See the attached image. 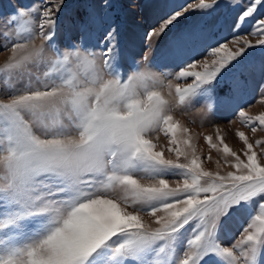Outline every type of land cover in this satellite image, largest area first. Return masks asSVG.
Returning a JSON list of instances; mask_svg holds the SVG:
<instances>
[{
    "label": "snow or ice",
    "instance_id": "obj_1",
    "mask_svg": "<svg viewBox=\"0 0 264 264\" xmlns=\"http://www.w3.org/2000/svg\"><path fill=\"white\" fill-rule=\"evenodd\" d=\"M221 3L162 0L142 52L122 42L111 0H84L79 39L63 46L65 0L12 8L0 24V264H264V110L249 111L264 83L248 100L264 76L248 57L264 50V0H223L230 22ZM198 108L210 132L182 118Z\"/></svg>",
    "mask_w": 264,
    "mask_h": 264
},
{
    "label": "rangeland",
    "instance_id": "obj_2",
    "mask_svg": "<svg viewBox=\"0 0 264 264\" xmlns=\"http://www.w3.org/2000/svg\"><path fill=\"white\" fill-rule=\"evenodd\" d=\"M41 0H0V24L3 23V19L8 15L13 7L31 6L39 4ZM92 2L99 7L101 0H92ZM162 0H136V6H131V0H111L112 10L115 13L116 20L121 25L122 29V42L125 45H132L136 52H142L143 49L140 46L139 36L144 31V28L148 24L153 23V10L154 7L160 4ZM183 2V0H179ZM83 4L84 0H65V6L60 13V21L57 28L58 42L60 45H66L79 39L80 33L75 28V21L83 18ZM235 11L221 3V7L216 12V18L230 22L234 17ZM199 14H194L193 19L197 18ZM73 24V27L69 28L67 25ZM223 35L227 38L231 37V32L228 31L227 23L221 29ZM254 39L253 37H249ZM7 53L0 52V61L3 60ZM3 55V56H2ZM248 57L254 60L264 59V50L259 47L249 50ZM202 58V57H201ZM264 83V76L254 74L251 79V92L248 96L249 102H251L256 96V90L260 84ZM224 89H219L222 94ZM264 110V105L259 103L249 109L252 113H257ZM225 113L219 112L210 119L215 121H221L225 117ZM186 121L195 120V124H190L194 131L210 132L211 128L207 122L201 127V110L198 108L196 111L186 114L182 117ZM230 143L238 147L235 140L230 138Z\"/></svg>",
    "mask_w": 264,
    "mask_h": 264
},
{
    "label": "clouds",
    "instance_id": "obj_3",
    "mask_svg": "<svg viewBox=\"0 0 264 264\" xmlns=\"http://www.w3.org/2000/svg\"><path fill=\"white\" fill-rule=\"evenodd\" d=\"M40 43H42V41H37V44H40ZM100 65H99V62H98V67H99ZM146 70V69H145Z\"/></svg>",
    "mask_w": 264,
    "mask_h": 264
},
{
    "label": "bare ground",
    "instance_id": "obj_4",
    "mask_svg": "<svg viewBox=\"0 0 264 264\" xmlns=\"http://www.w3.org/2000/svg\"><path fill=\"white\" fill-rule=\"evenodd\" d=\"M4 54V53H3ZM3 56V55H2ZM1 57V56H0Z\"/></svg>",
    "mask_w": 264,
    "mask_h": 264
}]
</instances>
